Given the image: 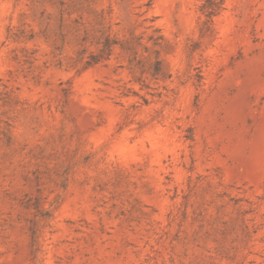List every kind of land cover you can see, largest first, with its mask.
Here are the masks:
<instances>
[{
  "label": "rangeland",
  "instance_id": "rangeland-1",
  "mask_svg": "<svg viewBox=\"0 0 264 264\" xmlns=\"http://www.w3.org/2000/svg\"><path fill=\"white\" fill-rule=\"evenodd\" d=\"M0 264H264V0H0Z\"/></svg>",
  "mask_w": 264,
  "mask_h": 264
},
{
  "label": "trees",
  "instance_id": "trees-1",
  "mask_svg": "<svg viewBox=\"0 0 264 264\" xmlns=\"http://www.w3.org/2000/svg\"><path fill=\"white\" fill-rule=\"evenodd\" d=\"M207 14H212V12H211V11H209Z\"/></svg>",
  "mask_w": 264,
  "mask_h": 264
}]
</instances>
